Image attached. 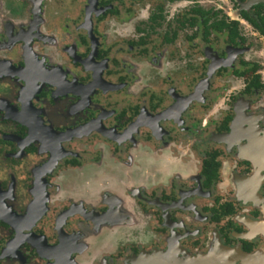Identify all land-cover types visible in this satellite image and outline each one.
<instances>
[{
  "label": "flooded vegetation",
  "instance_id": "af4514ba",
  "mask_svg": "<svg viewBox=\"0 0 264 264\" xmlns=\"http://www.w3.org/2000/svg\"><path fill=\"white\" fill-rule=\"evenodd\" d=\"M87 2L0 0V264H264V0Z\"/></svg>",
  "mask_w": 264,
  "mask_h": 264
},
{
  "label": "rangeland",
  "instance_id": "374dc122",
  "mask_svg": "<svg viewBox=\"0 0 264 264\" xmlns=\"http://www.w3.org/2000/svg\"><path fill=\"white\" fill-rule=\"evenodd\" d=\"M87 1H88L87 4L90 2L88 8L91 7L93 1H94L95 5H94V11L93 10L92 11L87 10L85 15L89 16L90 14H92L89 19H95V20L91 23L87 22L86 24H83L80 21L79 25H77L80 27L76 29V23L78 22V20H76V19L79 18L81 20V18L78 15H77L78 17H72L69 19V20H71V22H70L71 27L68 26L65 29L64 33L68 34V35L76 34L79 37H82V36L84 37L86 35V29H88L90 31L91 27H92L93 31H95V33L97 34V37L99 38L100 46H102L101 41L105 40L106 42H108V41L118 42V44H120L123 47L126 46L128 44V40H130L134 36L133 26L137 22H139L140 19L143 20L147 16V14L153 9V7L155 5L162 4V2H164V0H105V2H108L107 8H111V9L117 10L119 12H118V14L116 12H114V13L105 12L104 16L102 18H99L98 12L100 11V9L98 7H99V4L102 5L103 0H98V4H96V2H95L97 0H87ZM170 8L171 7L169 5L166 7V9L170 10V12H173L174 14L177 13L178 15H181L182 7H181V9H180V7H175L174 10L170 9ZM98 31L100 33H98ZM179 34H180L179 35L180 37H179L178 42H177L178 46L177 45L176 46L181 48L183 46L181 41H183V39H184L183 36L186 34L183 31H181ZM157 35H161V33L159 32ZM153 41H155V42L148 43V46H151V51L153 50V48L156 47L155 49H159L162 52L161 56L165 55L166 52L162 49L163 46H161V44L158 42V40H153ZM100 46H99V48H100ZM246 46H247V50H249L251 43H250V45L247 44ZM254 49L256 50V48H254ZM119 51L123 52L124 49L122 48ZM116 55H118V54H116ZM131 55H132V53H131ZM126 56H128V54H126ZM263 59H264V56H263ZM189 80H191V79H189ZM191 81L195 82V79L192 77ZM90 142L91 141L88 142V145L90 144ZM98 142H99V144H96L97 147H101L102 149L104 147L106 148L105 143L101 142L100 140H98ZM29 163L30 162H28V164H27L28 166H29ZM4 174L5 173L3 172V170L2 171L0 170V176L2 177ZM22 174H23V172L20 171L18 173V176L21 177Z\"/></svg>",
  "mask_w": 264,
  "mask_h": 264
}]
</instances>
